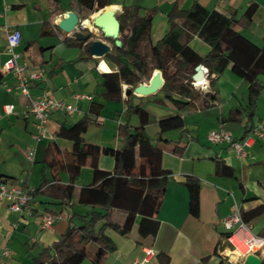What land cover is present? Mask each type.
I'll list each match as a JSON object with an SVG mask.
<instances>
[{
  "label": "crops",
  "instance_id": "0c3cea01",
  "mask_svg": "<svg viewBox=\"0 0 264 264\" xmlns=\"http://www.w3.org/2000/svg\"><path fill=\"white\" fill-rule=\"evenodd\" d=\"M139 1L130 4L126 0H109L108 6L118 9L119 15L125 7L139 6L140 16H144L147 9L156 8L151 28L153 44L169 33V14L174 7L189 9L196 2L209 10L234 15L237 20L251 4H257L251 23L241 21L237 29L257 45L264 43V0H150V5L144 0ZM70 11L76 12L82 20L98 12L86 14L79 0H0V72L3 74L0 86V178L14 177L16 184L35 188L45 180L53 181L57 175L62 184L74 185L76 192L92 184L94 172L89 166L83 167L78 174L66 170L54 172L45 162L47 148L56 142L61 150V159L65 163L74 162L73 142L60 137L58 131L62 124L69 126L88 117V128L84 134L86 143L114 148L119 152L122 147L117 135L119 126L129 124L134 128L139 124L138 115L130 112V100L132 105L141 104L150 115L146 133L163 152L162 165L170 172L169 181L153 216V220L159 223L156 234H140V216L136 217L127 235L107 229L106 235L114 248L99 264L140 262L147 257L148 249L154 250L155 254L145 264H245L246 257L224 247L223 242L219 244L224 240L226 221L232 215L235 202L239 204L251 231L264 237V212H254L264 204V138H256L246 147L249 155L240 158L228 143H213L209 135L212 131L224 129L232 132L236 140L249 137L252 132L248 133L247 127H256L259 122H264V90L252 120L247 116L249 85L230 66L220 75H212L217 77V99L206 109H201V99L183 108L167 102L155 104L153 96L128 94L131 86L127 84L123 85L122 100L107 99L104 97L107 73L99 66L101 58L91 55L86 43H67L65 38L75 39L74 35L64 33L57 25ZM7 28L18 29L22 34L21 42L15 48L18 64L26 65L29 72L37 71L38 67L43 70L40 77L30 84L31 97L38 99L48 93L78 108L72 116L61 111L53 112L37 142L32 137L36 132L35 119L26 115L30 98L19 90L15 75L4 68L10 57ZM105 41L113 46L111 41ZM188 44L201 55L210 51V46L197 35L189 38ZM105 61L111 72L117 70L112 58L106 56ZM196 86L209 90L208 75ZM77 95L80 97L76 98ZM9 104L15 106L14 112L5 114L4 106ZM233 113L241 120H231ZM32 145L36 147L34 162L25 156L26 149ZM220 161L234 169V176L217 173ZM142 163L138 155L137 166L125 167L124 174L138 176ZM117 165L116 155L100 156L101 169L114 172ZM188 176H194L200 182L198 217L189 211L190 193L185 184ZM50 201L47 197L36 196L32 202L38 210L35 215L13 212L8 202L0 201V264H34V259L44 248L53 246L71 223L80 224L81 216L90 215L94 208L79 203L77 195L64 209ZM96 208L101 210V207ZM43 212H61L63 218L54 222L50 229H44L41 226ZM113 213L119 220L124 219L122 212L115 210ZM5 247L11 250L9 255L3 254ZM253 255L264 260V250ZM81 264L96 263L85 259Z\"/></svg>",
  "mask_w": 264,
  "mask_h": 264
},
{
  "label": "trees",
  "instance_id": "16d2710c",
  "mask_svg": "<svg viewBox=\"0 0 264 264\" xmlns=\"http://www.w3.org/2000/svg\"><path fill=\"white\" fill-rule=\"evenodd\" d=\"M109 4V0H79V5L86 14L98 11ZM257 7V4H251L240 20L234 15L228 16L215 9L209 10L198 2L189 9L174 7L169 14L171 24L169 33L155 44L151 40V28L156 8L147 9V13L140 16L139 6L125 7L123 13L119 15L122 46L118 48L113 39H107L114 47L113 52L107 56L116 62L118 68L105 74L104 97L120 101L123 97L124 84L131 86L133 90L140 83L149 81L155 70H161L165 84L159 92H162L166 99H158V92L153 95L155 102L165 104L169 101L176 107L183 108L201 99L200 107L206 109L214 105L217 99V77L212 75H220L230 66L231 70L249 85L247 116L252 120L259 96L264 90V43L261 46L254 43L237 29V24L241 21L251 23ZM193 35H197L210 46V51L206 55L199 54L188 44V39ZM65 41L79 45L86 43V40L73 38H65ZM199 65L209 70V90L194 84L193 76ZM2 83L3 74L0 72V86ZM128 105L130 112L138 115L139 124L134 128L129 124L119 126L117 135L122 142L119 152L114 148L86 143L84 134L88 128V117L69 126L62 124L58 131L60 137L73 142V151L76 154L74 162L65 163L61 159V150L56 142L47 148L45 162L54 172L66 170L78 174L83 167L89 166L94 172L93 183L76 192L74 185L62 184L55 175L53 181L45 180L40 186L33 188L32 202L36 196L41 195L64 209L66 205L72 204L77 195L79 203L92 205L94 208L90 215L81 216L80 224L71 223L53 246L44 248L34 259V264L47 262L81 264L85 259H91L99 264L114 248L113 242L106 235V230L111 228L118 230L122 235H127L137 216L141 217L139 222L141 235L156 234L159 223L153 220V216L159 200L166 191L170 172L163 168L162 150L146 133V125L150 120L148 111L141 104L132 105L130 100ZM232 115L231 120H241L240 116L234 113ZM254 128L255 126H248V133ZM101 155H116L118 165L114 172L100 168ZM138 155L143 160L139 166V175L133 177L125 175V167L137 166ZM216 171L219 175L229 177L235 174L234 169L223 161L218 163ZM8 181L17 183L14 177L0 178V183ZM185 184L190 193L189 211L198 217L200 182L198 178L188 176ZM22 186L27 188L26 184ZM96 207H101V210ZM115 210L123 213V220L114 216ZM254 212H264V204ZM37 213L35 210L34 215ZM242 219L244 220L243 215ZM229 233L227 231L223 239ZM222 242L223 240L219 245Z\"/></svg>",
  "mask_w": 264,
  "mask_h": 264
},
{
  "label": "built area",
  "instance_id": "2783aa9c",
  "mask_svg": "<svg viewBox=\"0 0 264 264\" xmlns=\"http://www.w3.org/2000/svg\"><path fill=\"white\" fill-rule=\"evenodd\" d=\"M7 52L10 57L5 63V70L12 72L18 80V88L21 93L30 98V104L26 115H32L35 119L36 132L33 134V140L39 141L45 132V129L49 123L50 117L53 112L61 111L67 115L72 116L77 110V106L67 103L64 100H59L50 96L48 93H44L40 98H32L30 95V84L37 80L41 73L42 68H36L37 71L29 72L26 65H19L17 62L18 54L15 52V48L20 44L22 34L20 30L7 28ZM84 28L78 27L77 31L81 32ZM204 68L206 75L209 74L208 68ZM196 85L197 82L194 81ZM77 95L76 98H79ZM14 105H5L4 113L12 114L14 112ZM256 138H264V122H259L254 128L251 135L243 140H236L232 132L220 129L212 131L209 135V139L213 143H228L234 152L240 157L245 158L249 155V151L246 149L250 146ZM26 157L29 161H35L36 147L34 145L29 146L25 151ZM33 188H24L22 185L13 182L0 183V201H6L9 204V209L19 214L28 213L34 215V211L37 210L36 206L32 203ZM38 211V210H37ZM232 215L226 221L227 231L230 232L223 240L224 247H227L231 251H238L239 254L245 258L249 254H257L264 250V237L254 234L246 222L242 219L241 210L238 203H234L232 206ZM63 218L62 214H50L43 212L41 214V226L44 229H50L54 222ZM243 245L244 248L240 247ZM11 250L8 247L4 248L3 254L9 255ZM155 251L152 249L147 250V257L133 264H145L150 257L154 256Z\"/></svg>",
  "mask_w": 264,
  "mask_h": 264
},
{
  "label": "water",
  "instance_id": "95a60500",
  "mask_svg": "<svg viewBox=\"0 0 264 264\" xmlns=\"http://www.w3.org/2000/svg\"><path fill=\"white\" fill-rule=\"evenodd\" d=\"M109 6L103 10L98 11L93 16L87 18L92 20L94 28H98L105 39H113L115 46L120 48L122 46L121 40V23L119 20V14L116 10L109 9ZM83 21L80 16L73 11L68 12L58 23V27L61 31L68 35H74L77 40H86L88 44V51L91 55L101 58L99 62L100 68L106 72H111L108 63L105 61V57L113 50V46L107 43L103 39H96L92 30H89L88 26L83 25ZM78 27L86 28L89 31V35H85L77 31ZM206 73L202 65L196 67V73L193 79L197 83H202L206 80ZM165 80L161 70H155L148 81L140 83L133 90H129L128 94H135L141 97H149L157 94L164 86ZM245 264H262V259L259 256L249 254L245 258Z\"/></svg>",
  "mask_w": 264,
  "mask_h": 264
},
{
  "label": "rangeland",
  "instance_id": "374dc122",
  "mask_svg": "<svg viewBox=\"0 0 264 264\" xmlns=\"http://www.w3.org/2000/svg\"><path fill=\"white\" fill-rule=\"evenodd\" d=\"M119 1H124V0H119ZM127 1V3H130V4H134V3H137L139 0H126ZM135 1H137V2H135ZM140 2V1H139ZM144 3L145 4H147V5H150L149 3H150V0H144ZM87 30L88 29H83L82 31H85V32H87ZM89 30H92L93 32H94V34H95V37L94 38H96V37H98V38H100V39H103V40H105V38H104V36H103V34H102V32L98 29V28H91V29H89ZM108 42H110V41H108ZM111 43V42H110ZM111 70V69H110ZM144 82H146V83H148V81H144ZM157 98L158 99H166V97H165V95L162 93V92H159V95L157 96ZM167 103H171V102H169V101H166ZM154 103L155 104H159V103H157V102H155L154 101ZM159 105H162V104H159ZM26 156V155H25ZM31 162V161H30Z\"/></svg>",
  "mask_w": 264,
  "mask_h": 264
},
{
  "label": "bare ground",
  "instance_id": "6f19581e",
  "mask_svg": "<svg viewBox=\"0 0 264 264\" xmlns=\"http://www.w3.org/2000/svg\"><path fill=\"white\" fill-rule=\"evenodd\" d=\"M109 9H113V10H118V9H116V8H113V7H108ZM83 25L84 26H88L89 28H93V24H92V20L91 19H85L84 21H83ZM240 247H242V248H244V246L243 245H240Z\"/></svg>",
  "mask_w": 264,
  "mask_h": 264
},
{
  "label": "flooded vegetation",
  "instance_id": "af4514ba",
  "mask_svg": "<svg viewBox=\"0 0 264 264\" xmlns=\"http://www.w3.org/2000/svg\"><path fill=\"white\" fill-rule=\"evenodd\" d=\"M81 33L85 34V35H89V31L87 30V32L85 31H81Z\"/></svg>",
  "mask_w": 264,
  "mask_h": 264
}]
</instances>
